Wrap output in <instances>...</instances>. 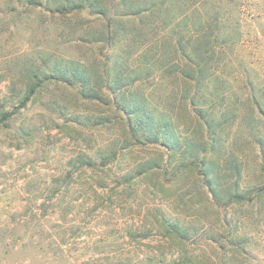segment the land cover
<instances>
[{"label": "rangeland", "instance_id": "obj_1", "mask_svg": "<svg viewBox=\"0 0 264 264\" xmlns=\"http://www.w3.org/2000/svg\"><path fill=\"white\" fill-rule=\"evenodd\" d=\"M211 18L198 86L178 40ZM34 84L0 126V264H264V0H0V117Z\"/></svg>", "mask_w": 264, "mask_h": 264}, {"label": "trees", "instance_id": "obj_2", "mask_svg": "<svg viewBox=\"0 0 264 264\" xmlns=\"http://www.w3.org/2000/svg\"><path fill=\"white\" fill-rule=\"evenodd\" d=\"M87 1V0H86ZM194 14V13H193ZM222 24L220 21L218 22V18H211L207 22V24L204 22L199 27H194L195 30L193 34L190 37V40H186L185 37H180L178 40L179 49L182 52V55L187 59L188 67H191V70H180V72L190 80H194L197 82V84L200 82V79L202 80L203 84L205 83L206 73L209 70L210 64L214 62L215 56L217 55V48L219 41L221 42L219 46L226 45L228 40L230 39L228 34L225 33L223 30L225 28L224 26H221ZM210 29L211 33H213V36L208 34V30ZM220 33L219 36H223V38H219L216 36V32ZM216 36V37H214ZM180 65L176 66V68H179ZM175 68V71L177 72V69ZM198 86H201V84H198ZM197 86V87H198ZM40 87L39 84H34L30 89L29 92H27V95L23 99L20 107L18 109H15L12 112H6L3 113V115L0 117V126L9 121L15 114L18 113V111L22 108H24L29 101L34 97L36 94L38 88ZM140 104L139 106H135V108L138 110V112L144 107V102L138 101ZM195 110L199 112V116L205 121V124L207 126V129L209 132H211L213 126L212 122L222 125L221 122H218L214 119V113L211 111H206L205 108L202 107H195ZM142 121L144 123V126L142 124ZM138 124V125H137ZM136 124L137 128H143L145 129V132H142L141 134L147 142L149 143H158L159 139L156 138L155 135L156 131L155 129H158L160 127H157L154 114L145 113L143 112L142 120L138 121ZM141 124V126H140ZM162 129V128H161ZM166 129V128H165ZM147 130V131H146ZM134 135H136L135 128H134ZM172 140L171 138H168ZM176 143L172 142V147H176ZM167 228L171 230L173 233H179L178 229L175 225H167ZM174 264V263H173Z\"/></svg>", "mask_w": 264, "mask_h": 264}]
</instances>
